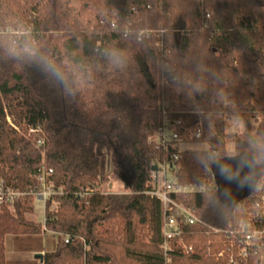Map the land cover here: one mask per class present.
<instances>
[{
    "label": "trees",
    "instance_id": "16d2710c",
    "mask_svg": "<svg viewBox=\"0 0 264 264\" xmlns=\"http://www.w3.org/2000/svg\"><path fill=\"white\" fill-rule=\"evenodd\" d=\"M0 27L10 30L0 38V177L24 190L45 164L60 191L45 223L59 240L42 263L24 264H229L237 248L227 235L241 222L264 232V0H0ZM5 108L24 133L40 124L46 146L13 128ZM229 115L244 122L242 133L227 132ZM166 119L182 142L209 146L180 151L178 181L215 186L173 195L200 222L184 227L195 251L176 246L171 262L161 203L146 194L157 162L177 151L150 140ZM242 152L262 178L231 208L212 167ZM111 165L130 178L126 191L108 190ZM83 187L99 188L90 204L75 194ZM33 199L16 214L0 209V264L6 235L46 233L26 217ZM259 242L245 264H264V235Z\"/></svg>",
    "mask_w": 264,
    "mask_h": 264
},
{
    "label": "built area",
    "instance_id": "2783aa9c",
    "mask_svg": "<svg viewBox=\"0 0 264 264\" xmlns=\"http://www.w3.org/2000/svg\"><path fill=\"white\" fill-rule=\"evenodd\" d=\"M113 26L116 27L115 23ZM9 31L8 28L4 29L0 27V38ZM13 32L17 35L22 33L20 30ZM13 44H17V41H14ZM5 112L9 124L17 131H20L21 129L14 123L7 108H5ZM200 135V130L195 133L196 137H200ZM26 136L31 137L35 141L37 148L41 149L46 146V136L40 124L30 125L26 131ZM150 140L158 149H163L164 151L177 149L173 155V160L170 162H157V169L151 173V189L146 192L151 198L157 199L161 203L163 214L162 248L166 261L171 262V255L174 253L176 246L180 247L184 252L195 251L196 248L193 244H187L183 241L184 227L200 222L195 209L177 201L173 195L204 193L211 191L213 185L209 186L210 183L207 185L205 183H181L178 181L180 166L177 161L181 151L180 143L182 142V138L179 133L175 132L169 120L166 119L164 121L163 126ZM53 175L54 169L43 164L36 174V186L24 190L7 185L4 179L0 177V209L7 207L10 210H15L17 203L27 197L39 198L45 205L47 201L55 203L56 201H54L53 197L60 191L55 188V183L52 179ZM97 193L98 189L96 187H83L75 194L85 204H90L91 198ZM44 230L48 231L46 225H44ZM263 235V231L252 230L250 222H241L237 230L227 235L228 238L232 239V245H236L237 248L236 252L230 253L229 264H245L250 251L261 245L259 240L263 239ZM208 251V254L212 255L211 248ZM217 255H224V251L217 253ZM233 255H237V257Z\"/></svg>",
    "mask_w": 264,
    "mask_h": 264
},
{
    "label": "water",
    "instance_id": "95a60500",
    "mask_svg": "<svg viewBox=\"0 0 264 264\" xmlns=\"http://www.w3.org/2000/svg\"><path fill=\"white\" fill-rule=\"evenodd\" d=\"M242 161L249 162L251 167L241 168ZM221 165L231 168L233 173L238 171V176L234 180H229L221 172ZM213 177L217 184V194L219 199L227 206L234 208L240 202L253 194L258 186L262 172L255 159L248 152L228 156L219 159L212 167ZM126 183L131 184L130 178L125 174L120 176ZM247 177V179H245ZM42 257V255H37Z\"/></svg>",
    "mask_w": 264,
    "mask_h": 264
},
{
    "label": "rangeland",
    "instance_id": "374dc122",
    "mask_svg": "<svg viewBox=\"0 0 264 264\" xmlns=\"http://www.w3.org/2000/svg\"><path fill=\"white\" fill-rule=\"evenodd\" d=\"M227 124H228V128H227V132L228 133H242L245 129V124L244 122L240 121L239 118L235 115H229L227 117ZM20 129V128H19ZM19 133H23V134H26L24 133L22 130L18 131ZM191 136L192 133H191ZM185 149H197V150H208L209 149V146L208 144L206 143H203V142H191V141H183L180 143V150H185ZM235 149V145L233 143H230L229 146H228V150L229 152H233ZM121 172H119V170L117 169V167L115 166H110V170H109V182L107 183V186H108V190L110 189V191H115V192H123V191H126L129 186L131 184H128L126 183L121 177ZM209 183H207L208 185ZM212 186V189H214V184L213 183H210L209 186ZM217 185V184H216ZM99 189V188H98ZM211 189V190H212ZM59 205L60 203L58 201H56L55 203H52L51 205V210L52 211H58L59 210ZM10 210V209H9ZM12 213H15L16 214V210H10ZM45 212L44 211V207L40 205V203H38L37 205V209H36V213L35 215H33L34 219L36 221H39V222H42L44 221L45 219ZM26 217L29 219H32L28 213L26 214ZM29 219V220H30ZM33 221V220H32ZM36 221H33L35 223H38ZM46 221H44V225H45ZM43 227V226H42ZM44 229V228H43ZM48 239H40V240H35V239H31L30 242L26 243V244H29L28 246H34L36 247L37 244H40L42 245L43 248H46L48 250L51 249V243L52 241L53 242H58V238L59 237H56L55 240L53 239H50L49 237H47ZM40 242V243H38ZM13 243H7L5 244V254L7 251L11 250L13 248Z\"/></svg>",
    "mask_w": 264,
    "mask_h": 264
},
{
    "label": "crops",
    "instance_id": "0c3cea01",
    "mask_svg": "<svg viewBox=\"0 0 264 264\" xmlns=\"http://www.w3.org/2000/svg\"><path fill=\"white\" fill-rule=\"evenodd\" d=\"M38 203H40V205L44 207V211H46L45 203L39 198H34L32 202L33 210L28 213V215L32 218V219L29 218L30 220L36 221L33 215H35L36 213ZM45 219H46V212H45ZM44 221L42 222L36 221V222L41 224L44 228ZM47 237L55 240V238L58 237V234L52 233L50 231H46V233L44 232L40 234V239L43 240L48 239ZM31 239H32L31 237H26V236H14L12 234L6 235L5 244L9 242L14 244V245L12 244L13 248L6 252L5 258L8 264L42 263L43 256L45 255V253L53 250L55 245L57 244V242L55 243L52 241L51 243L52 247L50 250L43 248L42 245L40 244H37L36 247L32 245L28 246L29 244L26 243L30 242ZM39 254L42 255V257L37 256Z\"/></svg>",
    "mask_w": 264,
    "mask_h": 264
},
{
    "label": "clouds",
    "instance_id": "9594fccd",
    "mask_svg": "<svg viewBox=\"0 0 264 264\" xmlns=\"http://www.w3.org/2000/svg\"><path fill=\"white\" fill-rule=\"evenodd\" d=\"M23 51L29 55H36V52L32 48L28 47L27 45L23 48ZM243 167H251V164L249 162L242 161L241 168ZM221 172L230 181L236 179L238 176V171L236 173H233L231 168L226 165H221ZM245 179H247V177Z\"/></svg>",
    "mask_w": 264,
    "mask_h": 264
}]
</instances>
